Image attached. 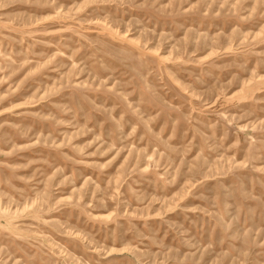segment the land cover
<instances>
[{"label":"rangeland","instance_id":"1","mask_svg":"<svg viewBox=\"0 0 264 264\" xmlns=\"http://www.w3.org/2000/svg\"><path fill=\"white\" fill-rule=\"evenodd\" d=\"M0 264H264V0H0Z\"/></svg>","mask_w":264,"mask_h":264}]
</instances>
